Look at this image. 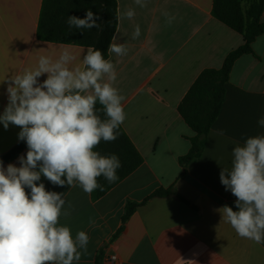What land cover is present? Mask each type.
<instances>
[{
	"label": "crops",
	"instance_id": "1",
	"mask_svg": "<svg viewBox=\"0 0 264 264\" xmlns=\"http://www.w3.org/2000/svg\"><path fill=\"white\" fill-rule=\"evenodd\" d=\"M213 2L147 0L141 8L134 0H117L115 42L128 51L124 56L109 53L108 59L117 72L114 86L125 97L121 126L144 162L97 201L78 185L59 187L41 178L46 190L64 192L65 208L72 205L71 215H62L60 224L70 227L73 237L85 231L90 238L78 264H96L100 254L105 261L116 256L117 264H264V243L240 237L219 212L224 205L238 210L236 197L220 182L222 168L231 167L232 148L264 135L258 124L264 117V33L253 43L255 54L234 64L203 155L186 172L179 162L195 135L178 112L180 102L204 70L220 69L229 53L244 44L240 33L213 16ZM43 4L0 0V82L35 68L41 55L55 57L64 48L76 57L73 64H80L87 46L39 38ZM128 8L136 13L131 20L122 18ZM165 11L176 17L171 25ZM136 25L141 35L133 40ZM6 87L0 83V113L7 104ZM19 131L0 124V156L21 142ZM10 163L19 166L18 158ZM171 187L177 194L144 203L155 191ZM129 203L141 205L123 225Z\"/></svg>",
	"mask_w": 264,
	"mask_h": 264
},
{
	"label": "clouds",
	"instance_id": "2",
	"mask_svg": "<svg viewBox=\"0 0 264 264\" xmlns=\"http://www.w3.org/2000/svg\"><path fill=\"white\" fill-rule=\"evenodd\" d=\"M134 3L147 7V0ZM135 14L128 8L122 18L131 20ZM163 15L168 25L176 19L167 11ZM101 21L99 14L87 10L84 18L69 15L66 22L70 29L90 30L101 29ZM140 35L136 25L132 39ZM115 41L114 36L108 52L126 55L127 46ZM75 60L71 50L64 48L55 57L41 55L35 68L0 82L7 85L0 124L5 129L10 124L19 127L18 140L26 142L28 149L18 157L19 166L5 167L0 160V264H78L87 252L88 234L79 231L73 237L70 227L60 224L62 215H71L72 205L65 208L64 192L46 190L42 177L59 187L78 185L89 194L103 190L99 177L109 183L119 179V157L95 150L102 141H115L126 119L125 97L114 86L115 65L92 46L80 64L74 65ZM258 124L264 127V117ZM231 151V167L222 168L220 182L236 197L238 210L224 205L219 212L240 237L262 244L264 135L237 142Z\"/></svg>",
	"mask_w": 264,
	"mask_h": 264
},
{
	"label": "trees",
	"instance_id": "3",
	"mask_svg": "<svg viewBox=\"0 0 264 264\" xmlns=\"http://www.w3.org/2000/svg\"><path fill=\"white\" fill-rule=\"evenodd\" d=\"M91 10L100 15L101 29H70L67 24L69 15L84 18L86 11ZM264 0H214L213 16L240 33L244 44L226 57L220 69H206L196 79L178 106V112L186 124L194 131L190 138L189 152L179 159L183 172L195 159L201 158L207 145L208 135L216 120L220 116L225 96L226 85L229 82L232 68L237 59L246 54H255L253 43L264 33ZM118 27L117 0H44L38 35L41 40L58 43L75 44L94 47L101 50L105 59L109 58L108 48ZM98 114L104 118L102 106L97 103ZM119 135L115 141H102L95 149L102 155L116 154L121 161V168L117 170L119 179L109 183L103 176L98 183L103 190L97 188L92 192V200L104 197L111 189L131 175L139 168L144 158L135 147L123 127L119 128ZM26 142L21 141L9 153L0 156L4 164L17 159L26 148ZM177 194L174 187L159 189L148 199L167 197ZM179 196V195H178ZM181 200H184L179 196ZM139 203H129L123 217V225L132 216ZM123 226L120 231H122ZM119 231V233H120ZM103 254L97 257L96 264H106Z\"/></svg>",
	"mask_w": 264,
	"mask_h": 264
},
{
	"label": "built area",
	"instance_id": "4",
	"mask_svg": "<svg viewBox=\"0 0 264 264\" xmlns=\"http://www.w3.org/2000/svg\"><path fill=\"white\" fill-rule=\"evenodd\" d=\"M106 262H107L108 264H117V263H118V259H117L116 256H110V257L106 260Z\"/></svg>",
	"mask_w": 264,
	"mask_h": 264
}]
</instances>
